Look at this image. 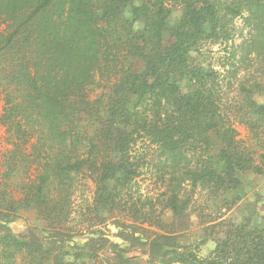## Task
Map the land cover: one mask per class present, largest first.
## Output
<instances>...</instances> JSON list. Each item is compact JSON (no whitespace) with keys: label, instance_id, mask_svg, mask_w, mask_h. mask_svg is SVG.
Listing matches in <instances>:
<instances>
[{"label":"trees","instance_id":"trees-1","mask_svg":"<svg viewBox=\"0 0 264 264\" xmlns=\"http://www.w3.org/2000/svg\"><path fill=\"white\" fill-rule=\"evenodd\" d=\"M169 16L162 0H0V22L6 24L0 32V125L12 146L5 174L27 179L19 184L22 198L0 212V264L15 262L17 255L26 257L25 264L60 261L61 248L73 239L63 224L75 178L85 173L96 183L93 200L101 216L129 205L145 219L139 226L163 229L153 238L141 227L130 232L148 246V264H264V217L256 225L247 218L223 224L222 236L212 238L214 247L203 258L200 248L220 224L188 244L169 235L174 225L189 223L187 188L225 203L229 194L240 195L247 172L264 171V154L256 164L236 138L237 124L264 128V103L253 87L241 88L235 102L227 82L233 64L216 58V69L205 57L210 51L202 53L216 44L227 48L237 17L253 31L241 61L255 39L257 54L264 52V0H183L179 18L172 23ZM136 22L142 24L137 31ZM98 89L108 91L92 99ZM140 140L154 148L153 167L172 180L158 213L151 197L138 208L141 198L129 193L145 165L136 150ZM19 210L33 211L50 226L48 244L12 233L9 224ZM164 211L173 217L166 225ZM66 252L72 259L66 264H87L98 250L86 242ZM114 260L132 263L120 253Z\"/></svg>","mask_w":264,"mask_h":264},{"label":"rangeland","instance_id":"rangeland-1","mask_svg":"<svg viewBox=\"0 0 264 264\" xmlns=\"http://www.w3.org/2000/svg\"><path fill=\"white\" fill-rule=\"evenodd\" d=\"M162 1L165 8H167L170 13L169 21L173 23L181 14L183 0ZM243 16L246 15L243 14ZM141 27V22L132 24V28L135 31L140 30ZM5 30L6 24L0 22V32H5ZM230 31L232 39L227 43L226 49L216 44L207 46L208 49L205 47L202 53L208 50L210 51V55L205 57L212 58L213 67L216 69L221 70L220 67L216 66V58L221 59L220 63L233 64L234 67H231V65L227 66L228 70L231 71L228 73L229 80L227 82H229L231 88L229 94L233 96L231 98H235V102L239 99L238 91H242L241 88L253 87L256 100L259 103H264L263 49L257 54L256 50L260 45L256 43L258 40L255 39L254 41H256V44L253 43L252 47L247 50V57H244L243 61H241V56L246 53H244L245 46L250 44L253 39L252 27L244 21L243 17H237L233 20L232 24H230ZM166 38L168 37L166 36L165 39ZM231 52L235 54L236 60L234 61L231 59ZM7 56H9L10 60L11 56L6 55V59ZM127 60L130 62L131 59L129 58ZM209 60L210 58H207L206 62ZM132 63L133 66L137 67L135 61H132ZM102 84L104 85L105 83L102 82ZM9 87H13V85H9ZM3 88L4 86L0 87V115L3 106V102L1 101L4 97ZM107 91L108 90L102 91L101 89L95 90L90 97L95 99L101 92L105 93ZM242 105H244L243 101L241 102V106ZM236 130L237 140H239L244 147L248 148L251 155L253 154V156H255L256 164H259L258 156L264 154V128L261 126L248 127L240 123L236 125ZM10 141L9 134L6 133L4 128L0 125V212L5 211L4 208L9 202L16 204V202L22 198L19 184L21 183V179L23 180V177L20 178L19 175L8 177L5 174V155L12 148ZM143 142L144 141L140 140L137 143L136 150L140 152L139 155H144L145 165L143 166L142 175L136 179L129 193L131 194V198L135 201L141 198L142 202H137L138 208L148 205L145 203L146 201H144V199L147 198V196L151 197L155 211L158 213L160 212L159 210L162 209L163 202L170 194L169 191L172 189V180L168 171L162 172L153 167V157H156L154 148L149 146L148 143ZM22 162V166L24 167L26 163L23 159ZM262 168L264 170L263 165ZM35 170L34 165L30 167L29 176L31 179L35 176ZM26 181L27 179L23 180L24 183ZM187 190L190 191V201L188 203L189 223L188 225L184 224L182 227L174 225L170 228L174 233H169V235L183 236V241L188 244L195 239L198 241L200 238L199 236L203 234L204 228L220 224L214 228L212 237L200 248L199 257L201 258L205 257L214 247L212 238L222 236L223 224H236L241 222L244 218L249 219L251 223L255 225L263 221L264 171L261 175L250 171L247 172L240 186V190L242 191L240 195H236L235 193L229 194L226 198V200L228 199L229 201L225 203L222 197H217L215 194L206 191L200 192L191 190L190 188H187ZM95 191L96 183L94 179L90 177L89 173L79 175L75 178L71 198L72 203L70 204V215L63 224L67 227V230L69 229L71 233L73 232V239L70 243V247L75 245L82 246L86 242L93 243L94 248L98 250V252L96 257L85 259L87 264H117L114 260L116 253H120L125 259L132 261L131 264H148V246L136 240L138 233L130 234V232L136 229L140 232V229L144 228L147 230V235L153 238V234H162L163 229H158L156 226L149 227L147 224L139 226V223L145 219L140 215H133L129 210V205L123 208L119 206L118 209L104 213V215L101 216L103 212L101 210L96 211L94 206L93 199ZM125 200L128 203L133 202L130 200L129 196H127ZM128 211L131 214H129ZM208 214L210 215L208 216ZM14 216L16 219L9 224V228L15 236L28 239L33 238L41 245L48 244L50 241L49 232H51L52 229L33 211L19 210ZM162 217V224L164 225L171 223L173 219L169 211H164ZM210 217L212 219L208 220ZM184 220L185 219H182V221ZM161 228H164V226ZM165 230H169V228ZM91 232L93 233L92 235H90ZM102 241L104 242L102 243ZM58 247H60V245ZM70 247L61 248L62 251L68 255L64 256V253H60V256H62L60 261H53V264H61L62 259H64L62 264H66L69 260L71 261L70 253L66 252ZM25 259L26 257L17 255L15 262L13 261V263L8 264H25ZM73 264H79V260H75Z\"/></svg>","mask_w":264,"mask_h":264}]
</instances>
